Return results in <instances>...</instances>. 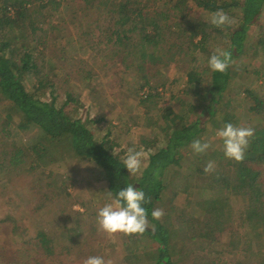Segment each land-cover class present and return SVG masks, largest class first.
I'll use <instances>...</instances> for the list:
<instances>
[{"label":"trees","instance_id":"1","mask_svg":"<svg viewBox=\"0 0 264 264\" xmlns=\"http://www.w3.org/2000/svg\"><path fill=\"white\" fill-rule=\"evenodd\" d=\"M72 2L0 0V105L9 107L0 118V198L15 190L14 198L6 200L14 207L22 202L15 184L33 181L24 194L29 203L0 221L1 234L8 227L18 240L30 229L24 218L43 219L60 205L58 221L69 226L38 231L30 224L37 234L27 245L40 257L30 256L36 264L44 257L50 264L69 262L78 250L69 236L82 230L87 213L73 210L69 201V206L61 205V197L72 194L56 169L76 160L93 166L105 184L103 192L112 198L128 184L151 198L144 207L154 228L128 237L125 261L264 264V0ZM72 4L74 15L61 19ZM186 5L193 6L189 10ZM218 10L234 23L211 25ZM75 26L77 36L71 34ZM77 44L101 62L102 71L117 70L118 89L139 98L143 114L136 118L154 132L141 136L139 145L124 148L111 138V125L105 135H97L95 125L106 118L67 113L80 104L79 88L95 77L91 69L85 77L80 74L85 80L81 86L73 79L74 62L89 64L79 60ZM216 48L232 54L224 73L208 66ZM172 66L180 79L170 80L165 73ZM169 81L183 86L178 97ZM168 92L173 103L165 106ZM227 123L255 130L243 162L226 158L223 140L215 135ZM13 130L27 137L24 144L12 142ZM196 139L211 141L206 153L193 152L190 145ZM130 147L147 158L137 176L123 164ZM209 161L214 171L205 173ZM182 179L184 186L179 185ZM174 194L183 199H173ZM157 208L164 212L159 220L151 216Z\"/></svg>","mask_w":264,"mask_h":264},{"label":"rangeland","instance_id":"2","mask_svg":"<svg viewBox=\"0 0 264 264\" xmlns=\"http://www.w3.org/2000/svg\"><path fill=\"white\" fill-rule=\"evenodd\" d=\"M80 1L81 0H75L76 4L80 3ZM75 2L72 3L75 4ZM75 5L73 7L72 4L73 8H69L65 13V16L61 17V19L65 17H72L77 10L75 9ZM186 6L187 9L191 10L193 5ZM61 22L64 23V21ZM77 32L78 29L76 26L71 28V34L77 36ZM74 39L76 41L79 40L78 38ZM84 46L88 50L87 45L84 44ZM75 47L76 50H78V48L80 50L79 60L89 62L87 66L85 64H80L79 61L74 62L72 73L73 79L79 80L77 86H81V82H85L84 78L80 80V74L85 77L86 72L93 69L92 75H95V77L92 81L85 84L89 87L86 86L79 88L78 93L82 95L80 104H76L69 109L67 108V113H78L79 115L84 114L85 117H90V119L93 120L106 118L105 122H98L95 125L96 134L101 136L105 135L111 125V138L119 140L124 148H126V146L128 147L129 144L139 145L142 140L141 136L149 137L154 134V132H152L148 127L140 125V121L136 118L137 116L143 114V111H139L138 109L142 107L141 104L138 103L139 98H136L134 94H131V92L117 88L118 82L115 80L117 70L115 68H111L106 71H102L99 68L101 62L99 63L98 59L89 58V53H85L86 51L82 49L79 44L75 45ZM84 67L85 70L83 69ZM165 73L168 74L170 80L180 79L181 76L177 68L174 66L170 67V69L165 71ZM167 86L173 92L175 97L180 95V91L183 88L181 84L179 87L171 86L170 81ZM171 96L172 95H170L169 92L166 93V97L164 98L167 100L165 101V106L173 103L170 100ZM87 109L88 112H86ZM8 111V106L0 105V118L6 117ZM26 138L27 137L21 132L13 130L11 139L14 144L20 146L26 142ZM146 160V154H144L143 162L145 163ZM56 172L57 176H59L58 180L63 183V186L68 187V192L72 194L71 198H67L65 195L61 197V205H68L67 201H69L70 207L72 206L73 210L87 213L86 219L82 224V230H76L71 234V236H69V238L71 237L75 241L76 248L78 247L77 252L72 257L75 261L73 262L71 259L69 262L66 261L65 263L83 264V261L89 256H102L106 262L111 261V264H131L130 262L125 261L128 253L123 246V243L127 242L129 236L118 233L109 237L106 233L99 230V226L97 224V213L98 210L104 206V204L110 202V196L103 192V189L105 190V184L99 180V175L94 170L93 166L88 163L69 160L61 162L59 167L56 169ZM45 181H47V179ZM32 182L33 181L30 180L23 186H19L17 183L15 184L16 190L20 192L19 197L22 202L17 203L14 207H11L6 200L8 198H14L16 194L15 190L10 189L11 191L5 194L6 196L3 195L0 198L2 202L0 221L6 220L5 218L9 216L12 211L16 212L15 214H17V212L20 213L22 211V209L18 208L20 204L24 205L26 202L27 204L29 203L27 200L28 196H25L24 194L27 193V186L30 187V183ZM185 184V179H182L179 182V185L184 186ZM197 198L198 191L193 199L197 200ZM173 199L179 200L183 198L182 196L179 197L174 194ZM82 204H85L86 207ZM240 204L241 202L239 201L238 205L240 206ZM59 210L60 205L56 207L54 213L51 211V215L43 219L39 218L40 215L31 216L28 219L24 218L23 220L25 225H29L30 229H27V232L20 234L18 240H16V238L9 233L10 231L7 229L8 227L5 228V230H2V234L0 232V264H17L18 262L23 264H36L35 262L30 261V256H34L33 254L35 250H33L32 246L27 245L30 236L37 234L35 230L32 229L34 227L30 224H33L38 231L42 228L53 230L55 229V226L62 227L66 224L58 221L61 219H59ZM46 214L47 212H44L42 217ZM66 226H69V224ZM82 245H85L83 249L81 248ZM90 247H93L94 250H90ZM85 248H87V252L84 251ZM22 254L25 255V261L21 257ZM34 257L36 259H40V257ZM76 257H80L82 259L79 260ZM42 259V264H50L49 260L45 261V257Z\"/></svg>","mask_w":264,"mask_h":264},{"label":"clouds","instance_id":"3","mask_svg":"<svg viewBox=\"0 0 264 264\" xmlns=\"http://www.w3.org/2000/svg\"><path fill=\"white\" fill-rule=\"evenodd\" d=\"M209 22L217 28L231 26L234 20L223 10L212 13ZM232 62L230 51L216 48L208 59V66L213 72L224 73ZM252 127L234 126L227 123L216 132V137L223 140L224 155L226 158L236 162H243L245 151L249 145V140L254 136ZM191 149L195 154H204L211 147V141L202 142L200 139L194 140ZM114 154V153H113ZM144 154L134 147L127 149L126 157L123 160L124 166L132 176L142 173L144 165ZM214 171V162L209 161L204 168L205 173ZM151 202V198H146L145 192L136 189L132 184H128L119 190L115 198L110 196V202L104 204L98 210L97 224L99 230L112 237L118 233L132 236L143 235L154 226L149 224L148 211L145 204ZM162 209H155L151 216L155 220L163 217ZM83 264H111V261H105L102 256H89L83 261Z\"/></svg>","mask_w":264,"mask_h":264}]
</instances>
